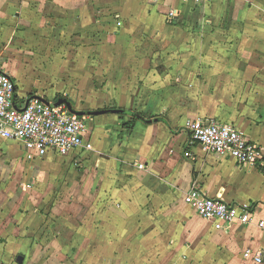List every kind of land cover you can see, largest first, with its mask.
I'll return each mask as SVG.
<instances>
[{"label":"crops","instance_id":"obj_1","mask_svg":"<svg viewBox=\"0 0 264 264\" xmlns=\"http://www.w3.org/2000/svg\"><path fill=\"white\" fill-rule=\"evenodd\" d=\"M47 33L72 45L63 68L80 79L60 88L92 122L94 148L49 154L33 171L62 189L48 220L64 243L51 250L74 254L39 264H264V163L209 153L186 126L233 124L264 156V0H0V68L21 99L51 100L3 55L36 61ZM193 186L253 204L255 221L215 229L185 202Z\"/></svg>","mask_w":264,"mask_h":264},{"label":"built area","instance_id":"obj_2","mask_svg":"<svg viewBox=\"0 0 264 264\" xmlns=\"http://www.w3.org/2000/svg\"><path fill=\"white\" fill-rule=\"evenodd\" d=\"M29 99V100H28ZM194 143L205 151L237 163L262 165L261 147L235 125L221 121H188ZM0 138L22 144L29 159H41L49 154L67 155L76 150H92L84 116L70 110L66 104L40 96L21 99L13 77L0 68ZM140 169L144 164L138 165ZM185 202L202 218L211 220L217 230H229L234 225L255 221V208L251 203L233 204L211 197L198 186L185 195ZM264 229V220L257 221ZM246 259L263 261L253 249L244 251Z\"/></svg>","mask_w":264,"mask_h":264},{"label":"rangeland","instance_id":"obj_3","mask_svg":"<svg viewBox=\"0 0 264 264\" xmlns=\"http://www.w3.org/2000/svg\"><path fill=\"white\" fill-rule=\"evenodd\" d=\"M193 2L194 0H186L189 4ZM51 33H47L42 39L39 59H17L16 56L3 55V65L26 87L31 86L35 94L37 92L58 101L68 97V93L60 88L63 82L67 84L71 79L79 81L80 78L71 77L69 71L63 68V57L72 45L63 40L65 36L54 39L50 36ZM13 54L17 55L15 51ZM54 55L62 58L54 59ZM9 63L12 64L11 68L8 67ZM94 80L90 83L95 84ZM55 85L59 86L56 98L52 95ZM86 121L88 126L92 124L90 119ZM44 160L29 159L16 141H0V264H20L19 256H23V264H39L40 261L47 262L50 259L64 262L73 258V253L61 250L54 253L51 250L56 247L58 249L64 243L53 234V222L48 220V216L52 218L51 208L62 189L57 188L58 191L45 186L44 174L39 176L38 181V176L33 171ZM74 168H78L77 165ZM53 195L56 198L49 199Z\"/></svg>","mask_w":264,"mask_h":264},{"label":"water","instance_id":"obj_4","mask_svg":"<svg viewBox=\"0 0 264 264\" xmlns=\"http://www.w3.org/2000/svg\"><path fill=\"white\" fill-rule=\"evenodd\" d=\"M28 100H29V99H28ZM63 103L66 104V105H68V107L70 108V110H71L72 112H74V113H76V114H78V115H80V116H84V115L86 114V112L78 111V110H76L75 108H73L72 105H71V103H70V101H68L67 99H65V98H60V99H58L57 104H63ZM106 111H107V110H103V111H97V112H92V113L97 114V113H104V112H106ZM108 111H112V112H116V113H127V112H128V111H126V110H122V109H111V110H108ZM134 115H135L136 118L141 119V120H144V121H147V122L158 121L157 118H155V119H153V120H147V119H145V117L142 116L141 114H134ZM18 261H19V263H22V261H23V256H19Z\"/></svg>","mask_w":264,"mask_h":264},{"label":"trees","instance_id":"obj_5","mask_svg":"<svg viewBox=\"0 0 264 264\" xmlns=\"http://www.w3.org/2000/svg\"><path fill=\"white\" fill-rule=\"evenodd\" d=\"M31 96H33V94H29V95H28V98H29V97H31ZM134 114H135V113H134ZM136 114H139V113H136ZM134 116H135V115H134ZM134 120H136V118H135V117H134V118H132V120H131V121H134ZM126 124L128 125V123H126Z\"/></svg>","mask_w":264,"mask_h":264},{"label":"flooded vegetation","instance_id":"obj_6","mask_svg":"<svg viewBox=\"0 0 264 264\" xmlns=\"http://www.w3.org/2000/svg\"><path fill=\"white\" fill-rule=\"evenodd\" d=\"M73 107V106H72ZM74 108V107H73Z\"/></svg>","mask_w":264,"mask_h":264}]
</instances>
